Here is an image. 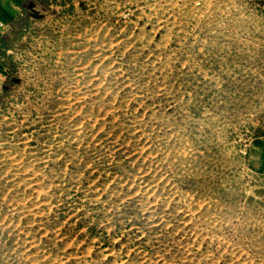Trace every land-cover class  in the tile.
Wrapping results in <instances>:
<instances>
[{"label":"rangeland","instance_id":"1","mask_svg":"<svg viewBox=\"0 0 264 264\" xmlns=\"http://www.w3.org/2000/svg\"><path fill=\"white\" fill-rule=\"evenodd\" d=\"M0 98V264H264V0H40Z\"/></svg>","mask_w":264,"mask_h":264},{"label":"crops","instance_id":"2","mask_svg":"<svg viewBox=\"0 0 264 264\" xmlns=\"http://www.w3.org/2000/svg\"><path fill=\"white\" fill-rule=\"evenodd\" d=\"M40 0H0V98L8 81V71L4 63V53L14 24L28 15Z\"/></svg>","mask_w":264,"mask_h":264}]
</instances>
